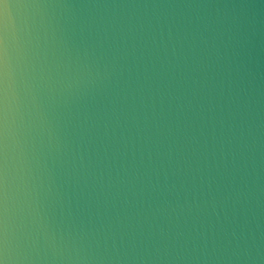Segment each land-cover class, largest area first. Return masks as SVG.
<instances>
[{
  "label": "clouds",
  "instance_id": "9594fccd",
  "mask_svg": "<svg viewBox=\"0 0 264 264\" xmlns=\"http://www.w3.org/2000/svg\"><path fill=\"white\" fill-rule=\"evenodd\" d=\"M0 264H264V0H0Z\"/></svg>",
  "mask_w": 264,
  "mask_h": 264
}]
</instances>
